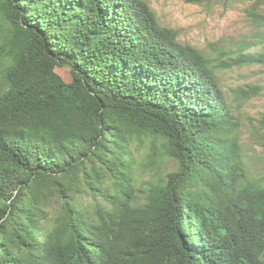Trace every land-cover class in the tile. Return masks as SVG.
<instances>
[{
	"label": "trees",
	"instance_id": "1",
	"mask_svg": "<svg viewBox=\"0 0 264 264\" xmlns=\"http://www.w3.org/2000/svg\"><path fill=\"white\" fill-rule=\"evenodd\" d=\"M177 34L143 0H0V264H264L216 74L264 66V31L210 56Z\"/></svg>",
	"mask_w": 264,
	"mask_h": 264
},
{
	"label": "rangeland",
	"instance_id": "2",
	"mask_svg": "<svg viewBox=\"0 0 264 264\" xmlns=\"http://www.w3.org/2000/svg\"><path fill=\"white\" fill-rule=\"evenodd\" d=\"M143 1L154 11L161 26L175 29L180 42L198 48L207 56L214 55L220 48L234 51L243 42L258 41L259 33L264 31L261 17L255 19L250 14L253 11L264 15V4L257 5L258 0H203L200 3L185 0ZM55 70L63 79L70 80L68 67L56 66ZM216 74L225 98L240 123L246 174H256L259 179H264V126L257 122L264 113V66L250 64L221 68ZM135 152L139 159L146 156L148 149L141 146ZM157 162L160 168H141L145 179L157 178L164 171L169 173L174 168L168 159L159 157Z\"/></svg>",
	"mask_w": 264,
	"mask_h": 264
}]
</instances>
